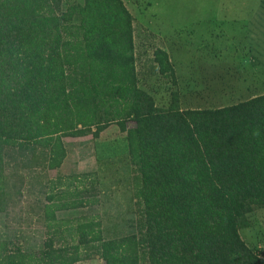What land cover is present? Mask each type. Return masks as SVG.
<instances>
[{
    "label": "trees",
    "instance_id": "16d2710c",
    "mask_svg": "<svg viewBox=\"0 0 264 264\" xmlns=\"http://www.w3.org/2000/svg\"><path fill=\"white\" fill-rule=\"evenodd\" d=\"M61 2L0 0V213L37 189L45 232L38 250L0 240V264H264L240 234L264 207V93L181 108L174 89L157 105L138 83L123 1ZM149 67L176 84L165 49ZM113 122L126 137L129 216L58 217L98 200L94 171L49 176L67 155L63 138H97Z\"/></svg>",
    "mask_w": 264,
    "mask_h": 264
},
{
    "label": "rangeland",
    "instance_id": "374dc122",
    "mask_svg": "<svg viewBox=\"0 0 264 264\" xmlns=\"http://www.w3.org/2000/svg\"><path fill=\"white\" fill-rule=\"evenodd\" d=\"M82 0H62L61 9ZM133 16L139 85L157 105L166 106L170 91L179 92L181 108L229 105L264 93V0H122ZM10 15H16L13 7ZM165 49L175 70L169 75L149 73L153 50ZM133 123L129 121L127 126ZM67 155L57 174L94 171L98 200L92 206L57 212L71 222L97 215L103 224L128 217L131 194L125 132L111 123L99 137L91 134L63 138ZM91 176L87 178L90 180ZM35 193L39 194L37 189ZM25 193L9 216L0 213V240L24 250L43 247L44 226L35 207L37 197ZM250 225L240 230L245 242L264 257V207L248 213ZM98 257L76 264H101Z\"/></svg>",
    "mask_w": 264,
    "mask_h": 264
},
{
    "label": "crops",
    "instance_id": "0c3cea01",
    "mask_svg": "<svg viewBox=\"0 0 264 264\" xmlns=\"http://www.w3.org/2000/svg\"><path fill=\"white\" fill-rule=\"evenodd\" d=\"M255 95H258V94H255ZM255 95H252V96H255ZM252 96H250V97H252ZM250 97H248V98H250ZM188 108H190V107L188 106ZM191 108H193V107H191ZM200 108H202V107H200ZM206 108H211V107H206Z\"/></svg>",
    "mask_w": 264,
    "mask_h": 264
}]
</instances>
